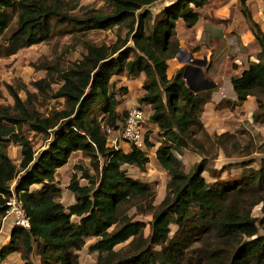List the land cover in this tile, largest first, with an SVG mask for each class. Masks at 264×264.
<instances>
[{
    "label": "trees",
    "instance_id": "16d2710c",
    "mask_svg": "<svg viewBox=\"0 0 264 264\" xmlns=\"http://www.w3.org/2000/svg\"><path fill=\"white\" fill-rule=\"evenodd\" d=\"M78 1L0 0V34L10 21L7 9L16 13L15 27L5 38L9 53L50 40L56 24H68L77 31L126 28L122 39L116 36L110 45L88 44L80 59L66 69H56L60 80L56 90H51L46 76L32 82L39 93L62 99L63 108L41 114L8 87L12 105L0 107V146L17 145L20 161L15 165L0 149V217L6 199L13 194L22 203L29 227L12 226L7 242L0 245V263L10 253L19 252L22 264H32L29 255L35 241L40 264H78L75 252L85 239L97 237L90 251L108 250L129 239L127 252L105 264H264V235H257V226L264 225V158L258 169L245 168L234 181L207 182L201 175L204 158L185 172L172 152L192 146L210 156L214 146L224 150L233 138L228 132L209 135L202 126L200 113L209 100V89L191 91L182 78L183 67L170 78L165 73L167 62L179 52L177 20L185 28L192 27L198 20V8L207 0H174L154 17L145 6L155 0H106L108 13L68 14L66 8ZM246 1L237 0L238 9L259 49L255 62L229 78L235 101L224 103L233 107L253 97L256 108L251 120L264 126V33ZM33 66L53 69L47 64ZM120 73L143 75V93L137 101L150 107L148 119L162 138L154 157L169 177L163 197L151 209L146 236L139 220H126L107 232L116 222L120 205L133 204L132 194L148 188L122 170L123 165L143 170L148 162L145 153L133 144L122 152L105 141L103 126L116 130L126 115L115 110L118 101L110 81ZM23 124L47 140L36 154L30 140L20 134ZM143 141L151 146L146 137ZM76 151L88 158L91 173L74 166L80 174L73 173L65 186L73 202L64 207L55 199L60 188L54 172ZM32 185L39 188L30 190ZM257 204L262 214L258 219L249 214ZM170 224L176 226L171 235Z\"/></svg>",
    "mask_w": 264,
    "mask_h": 264
},
{
    "label": "rangeland",
    "instance_id": "374dc122",
    "mask_svg": "<svg viewBox=\"0 0 264 264\" xmlns=\"http://www.w3.org/2000/svg\"><path fill=\"white\" fill-rule=\"evenodd\" d=\"M172 1L174 0H155L153 3L145 6V8L150 11L151 17H154L159 10ZM231 7L237 8V11H239L236 0H207L206 4L198 8L200 10L198 21L192 27L185 28L181 20H177L175 25V36L179 47L182 48V51L178 52L177 55L180 59H183V63L180 62L181 66L187 63L191 64V66L199 68L204 78L215 83V86L209 89V100L204 104L203 110L200 113V121L203 128L209 135L228 132L233 136L226 143L224 150L214 146L215 148L211 151L212 154L210 156H205V154L192 146H186L179 151H172L180 161L182 169L185 172L189 170L192 164L204 158L205 170L201 175L207 182H212L216 179L228 183L234 181L245 168L258 169L261 159L264 158V126L253 123L251 120V113L256 108L254 98L247 97L245 101L237 103L233 107L224 103L225 100H228L230 103L234 101V96L231 93L229 85V78L241 72V65L244 67L250 62H255L257 52L252 49V46L256 43L246 39V33H251L242 16L243 22L240 29L238 28V24L235 25L231 21L228 15L229 8ZM248 8L264 31V0L248 1ZM7 10L10 21L7 28L0 34V107L12 105V98L8 91L9 87L26 106H29L30 103L41 114L46 115L53 108L57 110L63 108L62 99L51 98L47 92L39 93L32 85V82L46 76L51 82L49 84L51 90H56L60 84V80L55 72L56 69H66L71 65L72 61L80 59L81 55L87 51L86 45H110L115 41L116 36L122 39L126 32L125 26L121 25L113 26L108 30L79 29L77 31L68 24H56L53 25V36L50 40L22 47L16 49L13 53H9L10 46L7 45L5 38L15 27L16 13L13 9ZM93 10L95 13L105 14L109 12L110 6L106 0H79L66 8L68 14L76 17H82L86 12ZM127 44L131 45L130 42H127ZM184 50L191 53L193 58L199 60H203V56L205 55V63L203 65H195L187 61L188 57L183 52ZM197 52L199 53L197 54ZM193 53L199 56L195 57ZM239 63L240 66L237 65ZM41 64H47L53 69L45 70L33 66ZM170 65H172V62ZM237 66L238 69L236 68ZM122 75L125 74L123 73ZM112 82L118 101L115 107L116 112L118 114L127 113L132 108H139L146 117L142 133L143 140L146 137L151 146L147 147L143 142L139 147L148 157V162L145 164L143 170H139L134 166H122V170L128 177L146 183L148 188L143 192H134L132 194L133 204L124 203L120 205L116 222L108 228L107 232L114 231L126 220H139L144 223L142 233L143 236H146L148 234L151 209L163 197L169 178L154 157V151L161 143L162 138L157 126L148 119L149 107H145V104L138 103L137 101L143 93L141 92L142 89L139 83L129 76L116 79V81ZM212 92L217 94V96L215 95L217 100L212 99ZM261 99L264 100V96ZM219 102H221V106L218 105ZM119 124L121 123L119 122ZM20 134L30 140L34 154L46 145L47 140L45 136L35 133L24 124L20 128ZM114 135L117 137L116 132H114ZM111 139L112 136H105L106 145L112 148V145H110ZM3 145L0 146V149L5 151L15 165H18L20 161L19 147L10 143ZM116 146L122 152H127L123 150H127L130 143L126 142L125 144L121 141L117 142ZM74 166H81L91 173L88 158L83 156L79 151L72 152L67 162L55 170V184L60 188L64 187V190L61 189L60 194L55 199L61 202L64 207L71 202L70 196H72L65 186L73 173L77 177L80 174L79 171L74 170ZM79 183L85 184V180L79 179ZM9 185L12 186L13 181ZM37 188H39V185L30 186V190H36ZM249 214L256 219L260 218L262 216L260 204L250 208ZM71 220L75 221L76 218L71 217ZM175 229L176 226L170 224L169 235ZM257 235H264V225L257 226ZM4 236V232H1L0 245L4 240ZM98 239L97 237L85 239L81 249L75 252L78 264H105L128 250L129 239L114 245L108 250L101 252L90 251L88 247ZM38 246V242H32L30 261L33 264H40L37 254ZM191 246H196V243H191ZM18 262H21L18 253H14V255H11L6 260V264H17Z\"/></svg>",
    "mask_w": 264,
    "mask_h": 264
},
{
    "label": "crops",
    "instance_id": "0c3cea01",
    "mask_svg": "<svg viewBox=\"0 0 264 264\" xmlns=\"http://www.w3.org/2000/svg\"><path fill=\"white\" fill-rule=\"evenodd\" d=\"M248 1H252V0H247L246 1V5H247V7H248ZM236 2H237V0H236ZM206 4V3H205ZM203 6V5H202ZM201 6V7H202ZM250 10V9H249ZM198 14L200 13V10H198V12H197ZM228 15L230 16V19H231V21H233L234 22V24L235 25H237L238 24V28L240 29L241 27H242V18H241V14L239 13V11H237V8L235 9V8H233V7H231V8H229V12H228ZM251 16H252V19L259 25V22L257 21V20H255L254 19V17H253V15L251 14ZM198 21V20H197ZM259 27H260V25H259ZM260 29H261V27H260ZM262 30V29H261ZM263 31V30H262ZM263 33H264V31H263ZM246 39L247 40H252V41H254V39H253V36H251V34H248V33H246ZM254 43H255V41H254ZM182 48H180L179 47V52L180 51H182L181 50ZM252 49L253 50H255V51H258V46L255 44L254 46H252ZM184 53H186V55H187V57H190L191 56V53H188V52H186L185 50L183 51ZM199 52H197V54H198ZM177 55H178V53H177ZM176 55V56H177ZM193 55L195 56V57H198L199 55H196L195 53H193ZM204 59H206V57H205V55L203 56V60H199V59H197V58H193L192 56L190 57V60H188L187 59V61H189V62H191L192 64H195V65H203L204 63H205V60ZM169 60H172V61H170V62H167L168 64H167V67H166V77L167 78H170L173 74H174V72L177 70V69H179V68H184L185 66H189V67H191V69H189V71H188V75H189V78H188V81L190 82V83H196V84H198L199 83V81H200V77H199V72L198 71H195L196 69H195V66H191V64H185L184 66H181V63L180 62H182L183 63V59H180V57L179 56H177V58H171V59H169ZM177 60V61H176ZM194 61H197V62H199V64L198 63H194ZM255 61V60H254ZM171 62H172V65H170L171 64ZM235 63V62H234ZM250 63H252V62H250ZM237 65H239L240 66V63L239 64H237ZM245 67V66H244ZM244 67H242V65H241V70L244 68ZM192 68H194V69H192ZM237 69H238V66L236 67ZM197 69H199V68H197ZM236 69V70H237ZM240 70V71H241ZM200 71V70H199ZM234 71V70H233ZM201 72V71H200ZM240 73V72H239ZM239 73H236V75H239ZM123 73H120V74H118V75H114V76H112L111 78H110V81H116V79H119V78H125V77H127L128 75H126L125 73V75H122ZM202 74V73H201ZM130 77V76H129ZM136 81H137V83H139V85L140 86H142V80H143V75L142 74H139L137 77H133ZM206 79V78H205ZM208 80V79H207ZM211 81V80H210ZM117 83H119L120 84V82L119 81H117ZM214 83V82H213ZM230 85V84H229ZM214 86H215V83H214ZM213 86V87H214ZM212 87V88H213ZM231 88V87H230ZM142 89V88H141ZM232 91V90H231ZM141 92H143V90L141 91ZM232 93V95L234 96V94H233V92H231ZM217 96V94L215 93V92H212V99L214 100H217L216 99V96ZM214 96H215V98H214ZM234 101H235V96H234ZM206 104V103H205ZM145 107H149L148 105H146L145 104ZM149 109H150V107H149ZM149 113H150V111H149ZM149 116V115H148ZM155 125V124H154ZM122 140H120L118 137H116L115 135H114V133L112 134V139H111V144L110 145H112V147L113 148H115V149H117V147L118 146H116V143L117 142H121ZM123 143H125L126 144V142L125 141H122ZM130 149V146L127 148V150H123V151H128ZM124 166V165H123ZM125 166H128V165H125ZM60 188V187H59ZM64 188V187H63ZM63 188H60V192H61V189L62 190H64ZM73 196H70V201L71 202H69L68 203V205L69 204H71L72 203V201H73ZM0 233L1 232H4V240L1 242V245L2 244H4V243H6L7 242V239H8V234H9V231H10V229L12 228V224H11V221H10V218L9 217H7V218H5V219H3V220H1L0 219ZM0 239H1V237H0ZM14 253H18L19 254V257H20V253L19 252H13V253H10L0 264H6V260L9 258V257H11V255H14ZM29 260H30V255H29ZM22 260H21V262H18L17 264H22ZM33 264V263H32Z\"/></svg>",
    "mask_w": 264,
    "mask_h": 264
},
{
    "label": "built area",
    "instance_id": "2783aa9c",
    "mask_svg": "<svg viewBox=\"0 0 264 264\" xmlns=\"http://www.w3.org/2000/svg\"><path fill=\"white\" fill-rule=\"evenodd\" d=\"M145 120L146 117L139 108H132L127 111L118 129L104 127L103 131L106 137H110L116 132L120 140L129 142L139 148L144 142L142 133ZM5 206L6 210L4 215L0 217L1 220L9 217L12 225L25 229L29 227L22 203L17 197L11 194L6 199Z\"/></svg>",
    "mask_w": 264,
    "mask_h": 264
},
{
    "label": "water",
    "instance_id": "95a60500",
    "mask_svg": "<svg viewBox=\"0 0 264 264\" xmlns=\"http://www.w3.org/2000/svg\"><path fill=\"white\" fill-rule=\"evenodd\" d=\"M190 57H188V60H190ZM175 58H177V56H175ZM194 63H198L199 64V62H197V61H194ZM189 69H191V67H189V66H185L183 68L182 78L184 79L186 86L191 91L197 92L199 90L211 89L214 86V83L212 81H210V80L205 79L203 77V75L201 74V72L199 71V69H197V68H195L196 69L195 71H198L199 72L200 81H199L198 84H196V83H190L188 81V78H189L188 71H189ZM192 69H194V68H192Z\"/></svg>",
    "mask_w": 264,
    "mask_h": 264
}]
</instances>
